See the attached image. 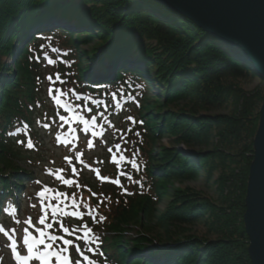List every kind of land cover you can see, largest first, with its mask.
<instances>
[{"label": "trees", "instance_id": "1", "mask_svg": "<svg viewBox=\"0 0 264 264\" xmlns=\"http://www.w3.org/2000/svg\"><path fill=\"white\" fill-rule=\"evenodd\" d=\"M51 1L0 0V207L9 203L8 196L13 197L10 194L11 177L18 179L19 183L15 185L20 189L23 180L31 174L24 173L14 160L23 158L24 154L13 149L12 135L31 123L38 109L42 75L40 60L34 56L37 52L42 55V50L37 44L33 50L25 46L27 29L38 27L44 34L41 38L49 39L48 47L64 48L55 66L69 88L76 87L80 99L72 98L80 108L89 106L92 111L98 109L107 114L118 103H124L137 111L136 118L133 117L135 123H129L119 137L123 141H120L122 147L117 155L123 158L121 168L126 175L122 172L119 175L117 167L109 163L105 166L112 179L120 177V184L116 185L111 179L97 180L95 185L89 183L87 189L80 188L75 192L81 194V201L96 212L97 222L90 220L89 224L93 226L92 235L99 237L94 245L98 244L104 263L252 264L248 253L249 238L241 219L246 210L251 152H254V135L259 119L257 109L263 96L253 95L247 100L243 96L244 101L239 108L241 97H234V114L208 117L198 113L200 109L224 105L230 96L229 91L235 90H229L230 85L224 86L230 77L260 75L250 65L234 57L219 39L194 21L154 0H70L72 3L66 4L64 0H54L49 4ZM46 4L49 6L47 11L36 14V10ZM53 14L79 18L75 24L77 31L69 33L60 27H50L47 21ZM54 30L56 32L52 33ZM89 38L98 41L92 48L91 57L100 47L104 55L102 60L119 61L114 65L116 76L102 83L83 77L85 69L80 64L78 49ZM46 52L50 53V49ZM133 53L141 54L142 60L139 61L149 67V73L147 67L141 70L138 63L129 69L131 64H125L121 59ZM26 54L28 59L22 67L20 79L12 80L11 76L6 79L2 74L4 57H14L15 64L19 65L18 60ZM147 75L150 76L147 78ZM151 80L158 83L161 93L153 102L148 95ZM191 102L193 105L188 110L176 108ZM214 127L218 128L221 140L240 138L237 128L248 139L239 153L226 156L230 161L235 157L239 159L234 162L235 167L230 168L229 177L227 175L234 181L224 177L220 183L225 209L213 201L197 199L194 192L178 189L157 218L156 205L167 195L169 183L173 179L193 178L198 168L205 166L210 175L218 166L211 159L221 153L220 149L205 155L185 153L175 145L157 147V143L166 135L176 144H208ZM19 135H24V132ZM241 162L245 164L241 165ZM227 184L229 189L225 193ZM237 209L239 212H234ZM206 214L213 219L211 228L222 235L216 240L199 237L185 226L181 227L194 225ZM99 217L106 219L100 220ZM236 217L241 219L235 222ZM140 223L144 224L145 231L127 237L132 227ZM80 225L77 223L76 227ZM157 226L166 228V235L173 233L165 238L175 242L164 250L150 246L156 240L148 231ZM56 227L59 228L58 225ZM143 251L147 253L144 255ZM156 251L162 252L161 257L155 254Z\"/></svg>", "mask_w": 264, "mask_h": 264}, {"label": "rangeland", "instance_id": "2", "mask_svg": "<svg viewBox=\"0 0 264 264\" xmlns=\"http://www.w3.org/2000/svg\"><path fill=\"white\" fill-rule=\"evenodd\" d=\"M88 5V4H86ZM43 11H47L44 9ZM43 13V12H42ZM53 19H50L48 21H51ZM58 23V22H55ZM59 24V23H58ZM70 24V25H69ZM77 24V23H73ZM71 25V23H62V27L69 28V32H76L75 26ZM94 32V30H92ZM83 33V32H82ZM35 41V40H34ZM96 42H98L95 38H89L88 41L83 42L80 44L78 52H79V61L82 66V69H85L83 72H91L94 75H96V72H100L101 74H98L100 76L108 77L111 75V72L114 71V65L115 63L119 61L114 60H108L107 58L102 57L104 55L101 54V49L99 47L98 51H96V54L94 56H90L92 52L93 46H96ZM54 49L56 51H54ZM62 50L64 48H61L60 46H53L51 47L50 53L53 55V60L56 61L59 59L58 56L63 53ZM96 50V49H95ZM16 57V56H15ZM129 58L142 60L141 54H128L121 57V59L127 63L129 62ZM27 54L18 60L19 65L15 64L14 57L5 56L4 62L5 66L3 67L4 71L2 72L3 76L7 79L9 76L12 77V80H15V78H18V80L21 77L22 74V67L25 66L26 60H27ZM101 59V60H100ZM136 63V62H135ZM53 64L48 63L47 60L45 62L40 63V74L42 75V83H41V89L39 93V97L41 98L40 102L41 104L37 105L39 109H37L38 112H42V110L49 111L55 116L54 109L52 106L54 105V99L52 96L54 95V91L49 94V88L54 89L53 85L54 83L52 81H49L47 79L48 76H52L53 80H55L56 76V68L52 67ZM140 66L142 69L147 67L145 63L143 64L142 61L140 62ZM149 73V67H147ZM11 70L13 73H11ZM146 70V69H145ZM150 76V75H149ZM155 84V85H154ZM63 85V84H62ZM150 88L148 89V95L150 98V102L156 101L154 99L155 97H158L157 95H160L159 91V85L157 82L153 83L151 80ZM230 85L231 88L229 90L233 89L230 93H228V100L224 102L223 106L218 108H212V109H200L198 115L213 117V116H223V115H230L234 114L235 110V98H240V105L242 104V101H244V98L247 100V98L253 96V95H259L263 96L264 100V80L261 76H253V77H242V78H229V81L224 82V86ZM64 88H68L67 85L61 86V90H64ZM235 91H237L235 93ZM60 95H58L59 97ZM244 96V98H243ZM187 103V102H186ZM182 103L179 106H176L177 109H183L188 110L191 105H193V102L191 103ZM263 101L261 102L260 107L257 109L259 110V119H258V126L254 135V139L259 127V121H260V110L262 106ZM128 110L125 109V111H128L130 115H133V117L136 118V108L128 107ZM36 114V112H35ZM124 117V118H123ZM129 116H122V118L117 117V115L111 116L112 120L109 122L113 124L114 127H110L109 131L100 138H97L96 136L100 135L101 127L97 129V131L93 134V139L89 138L88 136H84L83 133L80 134V137L73 141L71 143L66 141H62L60 139V134H63L60 132L59 125L54 126L53 123H51L48 127L40 126L39 123L35 124L34 131L35 133H32V147L28 146L29 140L25 137L21 140H13V149L19 151L20 153H23V158H14L15 162L18 163V167L21 168V170L26 173L30 172L31 176L26 177L24 179L22 184V189L17 190L16 188L13 189V192L15 194V200L14 203L11 205L9 210L5 212L4 217L6 219L1 220L5 222L7 225L8 231L10 235L15 236V242L19 243L21 245V249L24 254L25 250L22 248L24 245V238L27 235L24 232L25 227H29V231L32 233L36 232L34 228L26 225L24 222L31 217L32 223L35 224V227L37 229H44L45 232H52L54 235L56 234L51 228H46L45 225L38 224V219L43 215L42 209H41V198L39 196V193L47 186L48 188H51L53 190H56L60 193H67V192H75L77 189H87L89 186V183H96L98 180L99 174L94 172L92 170L94 165L103 166L104 163H107L110 161V155L111 152L109 151L111 146H114L115 143H118L117 140L123 141L122 138H119L123 132H125L126 128L128 127L129 123H131V120L128 119ZM122 119V120H121ZM57 128V129H56ZM239 132L240 138L231 140H221V136L217 134L218 128L214 127L210 135L208 137L209 143H202L201 145H187V144H176L171 141L166 135L162 136V138L157 143V147L167 145V146H174L185 153H202L207 154L213 152L215 149H220L221 153L217 154L219 155L217 158L214 157L211 159V161H214L215 169L212 170L211 174L209 175L207 173V166L198 168L196 175L193 178L190 179H173L171 183L168 185V193L165 196L164 199H162L157 205L155 209V213L157 218L159 217L161 211L167 207V203L171 202L174 198L175 192L180 189L181 191H191L197 194V199L204 198L209 201H213L216 203L217 206L223 207V199H222V191L220 187V183L226 178L227 175L229 177L230 168H234L237 159L239 158H233L230 161V158L228 159L226 156L229 153L237 154L241 151L243 146L248 142V139L246 138V134L239 128H237ZM35 138V139H34ZM118 138V139H117ZM117 139V140H116ZM69 143V144H68ZM254 147V146H253ZM253 158L254 159V152ZM82 154V155H78ZM223 154V155H222ZM221 156V157H220ZM65 157H70L72 159V165H69L67 161L65 160ZM109 157V159H108ZM32 159V160H31ZM235 159V161H234ZM80 160L83 161V163L79 162ZM210 160V159H209ZM232 162V163H231ZM209 163V162H208ZM252 163V162H251ZM210 164V163H209ZM245 163L241 162V165H244ZM76 166L77 171L73 172L72 167ZM239 165V164H238ZM209 167V166H208ZM240 168V166H237ZM251 167V164H250ZM237 168V169H238ZM64 170V171H59ZM80 171V174L78 173ZM238 171V170H236ZM235 171V174L237 175L238 172ZM250 172V171H249ZM63 173V175H62ZM30 175V174H29ZM8 175H5L7 177ZM63 177V180H72L73 184L71 186L65 184L63 180L57 179V177ZM228 181H234L233 179H228ZM28 178V179H27ZM68 178V179H67ZM249 178V177H248ZM10 182L12 184H16L18 182V179L15 177H11ZM230 183V182H229ZM95 185V184H94ZM225 187V193L228 191V184ZM75 189V190H74ZM238 193L241 191L237 190ZM237 193V195H239ZM51 196V195H50ZM53 196L49 197L44 201L45 204L50 205H59L61 208V203L65 202V196L63 197H55ZM57 199V200H55ZM226 203V202H225ZM35 205V207H32ZM227 205V204H226ZM225 209V207H223ZM76 210V209H75ZM76 212V211H75ZM218 213V211H216ZM222 212V210L220 211ZM236 213L239 212V209L234 211ZM234 212L232 213V216H234ZM74 211H71V208H67L66 215L71 218H75V216L72 215ZM84 217L88 221L89 219V210L84 208ZM231 213V212H229ZM237 215V214H236ZM3 217V216H2ZM156 218V219H157ZM53 219H60L59 222H64L61 218V215L59 214L58 208L53 210L52 207L48 208V218L46 223H51V220ZM235 222H238L239 218H235ZM19 220L20 223L17 224L16 221ZM244 221V216L241 219V221ZM211 221L213 219L208 217V214L203 216L200 221L195 223L194 225H181V227L184 228V226L191 231L194 235H197L199 237H206L210 240H216L220 236H222L220 233L215 232L213 228H211ZM224 220L222 219V222ZM240 222V221H239ZM244 227H245V223ZM144 224H136L132 227L131 234L129 233L127 237L136 236V234L139 231H145V228L143 227ZM177 228V227H176ZM15 229L16 231L13 232L12 230ZM148 232L151 233L152 237L155 238V242H159L161 244H173V240H169L165 237L171 236L173 233H167L166 228L162 227H155V229H151ZM36 234L37 239L39 238V232ZM57 235V234H56ZM58 236V235H57ZM46 243H51L49 241H46ZM154 242V243H155ZM58 241L56 242V244ZM150 246H154L155 244ZM15 243H8V241L4 238L3 235L0 234V264H20L16 261H14L11 258V249L12 246H14ZM54 246V245H53ZM45 247L44 245H40V249ZM168 248V246L164 248H159L160 250H164ZM150 252V249H148ZM239 252V251H238ZM147 252L143 251V254L145 255ZM69 255L71 259L73 260V264L76 259H79L78 255L76 254L74 248L69 246ZM55 257V256H54ZM31 264H41V262H37L35 260L31 261Z\"/></svg>", "mask_w": 264, "mask_h": 264}, {"label": "water", "instance_id": "3", "mask_svg": "<svg viewBox=\"0 0 264 264\" xmlns=\"http://www.w3.org/2000/svg\"><path fill=\"white\" fill-rule=\"evenodd\" d=\"M194 21L264 78V0H154ZM45 6H42L43 9ZM244 223L252 264H264V100L254 139ZM153 247L167 244L155 242Z\"/></svg>", "mask_w": 264, "mask_h": 264}, {"label": "snow or ice", "instance_id": "4", "mask_svg": "<svg viewBox=\"0 0 264 264\" xmlns=\"http://www.w3.org/2000/svg\"><path fill=\"white\" fill-rule=\"evenodd\" d=\"M54 51H56L54 49ZM48 63L50 64H54L55 61L52 59H49ZM47 79L49 81H52L53 83H55L56 81H59L60 83H64L63 80H61L60 74L57 73L55 76V80H53V77L50 75L47 77ZM56 91H60L61 95H67L68 93H64L62 92L60 89H56ZM53 92L52 88H49V94L51 95V93ZM77 99H80L79 96H77ZM64 107H67V104L64 105ZM89 112H92V108H88ZM101 117H103V113H100ZM96 116H92L91 120L92 123L95 124L96 123ZM129 120H133L132 117H128ZM60 120L64 121L65 120V116L61 115L60 116ZM87 123V121H86ZM133 123H135V121L133 120ZM45 127H48V125H45ZM130 131V129H129ZM101 135H103V133H101ZM28 146L32 147V143L31 141L28 142ZM117 148L120 147V145H116ZM109 151L111 152V149H109ZM78 155H82V154H78ZM65 160L67 161V163L69 165H72V159L70 157H65ZM81 163H83V161H81ZM73 172H76V168L73 165L72 168ZM59 171H63V170H59ZM122 175H126L125 173H122ZM57 179H61L63 180V177L58 176ZM106 179V178H105ZM128 179H131V177L129 176ZM63 182L69 186H71L73 184L72 180H63ZM114 183H116L117 185L120 184L119 180H115L113 181ZM51 195L53 196V198L55 197H63L66 194L65 193H60L56 190H53L51 188H48L47 186H45V188L39 193V196L41 198V209L43 212V215L38 219L37 223L41 224V225H45L46 228H52L53 225L51 223H46L47 218H48V208L52 207L53 210L55 211V209L57 207H59V205H50V204H45L44 201L48 198V196ZM92 195H96L95 193H92ZM73 199H75V197H73ZM32 207H35V205H33ZM73 216H78L81 220L84 217V213L80 212V213H72ZM93 219H95V217H93ZM100 220L106 219L105 217H99ZM17 224L20 223L19 220L16 221ZM26 225L35 228V224L32 223V218L29 217L25 222ZM63 233L67 234L69 237H74V239L72 238H65L64 235H53L51 233H47L44 231V229H37V231L39 232V238L37 239L36 237L32 236V233L29 231V227H25L24 228V232L27 234L24 238V244L28 245V255L25 256H21V253L17 250V248H13L12 252L13 255L17 258V260L23 259V261L25 262V264H30L31 261L33 260H39L41 262V264H51L52 261V257L55 256L58 264H73V260L71 259L70 255H69V246H71L72 248H74L76 254L78 255L79 259H76L74 264H95L94 260L90 258V255H88V253H97V249H98V244L96 245V247H87V248H82L81 247V242H83L84 244H90L93 241V235H92V229L88 227L87 224H83L81 225V228H77V229H72L70 230L68 227H65L63 225V223H61L60 225ZM82 231V234L77 235L78 232ZM0 231H3V228H0ZM13 232H15L16 230L13 229ZM48 238L51 243H46L45 242V238ZM29 238H31L34 241V244H29ZM96 241H99V237H95ZM57 241L62 242L61 244H56V247L53 248V244H55ZM39 245H44V249H40Z\"/></svg>", "mask_w": 264, "mask_h": 264}, {"label": "bare ground", "instance_id": "5", "mask_svg": "<svg viewBox=\"0 0 264 264\" xmlns=\"http://www.w3.org/2000/svg\"><path fill=\"white\" fill-rule=\"evenodd\" d=\"M48 2H49V0H47ZM52 1H54V0H52ZM50 2L49 4H53L54 2ZM66 2H69V3H72V1H70V0H64L63 1V3H65L66 4ZM58 3H62V2H58ZM47 5V4H46ZM45 9H46V6H45ZM169 9V8H168ZM174 11V10H173ZM177 12V11H176ZM179 13V12H178ZM40 15V14H39ZM50 15V14H49ZM52 21H60V22H58V23H60V24H62V23H64V24H66V23H78L79 21H80V19L79 18H76V17H69L68 15H63V14H53L52 16ZM31 30H32V28H31ZM34 31V30H33ZM229 49V48H228ZM230 50V49H229ZM231 51V50H230ZM231 53H232V55H234V57H237L232 51H231ZM237 59L238 60H240L241 62H243V63H245L246 65H250L249 63H247V62H244V61H242L241 59H239L238 57H237ZM131 60V59H130ZM129 60V61H130ZM134 60V62H136V63H140V61L139 60H137V59H133ZM142 69V68H141ZM97 74H101L100 72H96ZM156 255H158L159 257H161V254H162V252L161 251H156V253H155Z\"/></svg>", "mask_w": 264, "mask_h": 264}]
</instances>
